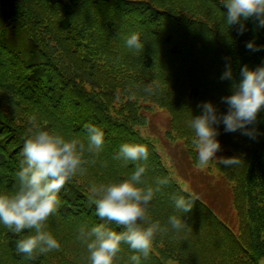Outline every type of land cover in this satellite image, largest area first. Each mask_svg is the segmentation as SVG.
Instances as JSON below:
<instances>
[{
  "label": "trees",
  "instance_id": "1",
  "mask_svg": "<svg viewBox=\"0 0 264 264\" xmlns=\"http://www.w3.org/2000/svg\"><path fill=\"white\" fill-rule=\"evenodd\" d=\"M13 14L19 18L22 16L26 30L31 33L32 42L27 41L25 53L46 56L48 64L42 69L45 75L51 69L57 75L62 73L65 78L61 76L58 80L65 79V83L67 78L69 81L71 78L83 79L113 97L119 94L122 98H135L131 100H137L145 112L154 113V106L168 112L172 124L167 126V132L178 135L187 148L182 151L184 159L187 155L185 160L182 159L187 167L182 162L174 165L181 170L190 192L199 196L192 210L184 215L192 220L197 235H207L201 244L206 243L210 250L216 249V255L210 259L224 264H230L229 260L235 264L239 261L253 264L254 260L264 257V110L259 113L255 124L249 125L256 131L254 139L242 135L239 130L225 132L223 124L218 126L216 138L224 148L218 158L235 156L242 160L235 168L215 162L220 170L218 177L192 166L197 151L192 143L194 131L187 123L192 116L201 114L198 107L201 102L211 101L218 112H227L228 106L221 102V98L232 94L233 81L220 79L226 70L225 65L230 62L234 79H239L244 65L255 69L264 64V28H258L255 20H248L244 22L245 31L240 34L239 25L229 27L226 24L227 9L220 0H1L0 73L6 74L10 70L11 61L4 57L16 56L18 77L16 86L11 89L16 92L14 94L45 116L44 104L53 107L56 116L67 117L70 124L83 117L77 114V108L71 102L61 100V94L52 90L47 94L36 82L40 79L41 69L37 74L33 73L34 83L22 73L26 62L23 60L22 64L19 51L24 40L9 30L7 21ZM18 25L19 28L21 25ZM132 33H139L144 43L140 53L126 46V38ZM249 41H254L261 49L248 50L246 43ZM6 63L8 68L4 67ZM1 74V86L6 87L7 82L14 81L12 74ZM69 81L68 92L77 102L76 93L84 95L86 92ZM149 86L153 89L151 94L144 91ZM41 93L44 99L39 96ZM127 101L124 100L123 104L126 105ZM96 106L103 108L99 102ZM99 125H102L101 119L95 126ZM104 132L106 137L107 132ZM26 139L19 127L0 116V193L16 190V173L22 167ZM131 140L130 143L138 144V140ZM139 144H142L141 140ZM93 155L108 165L112 176H128L135 169L134 163L128 162L126 166L123 161L111 157L105 147L97 156ZM147 172L148 169L144 186L154 183ZM162 173L165 177L166 174ZM168 187H173L170 197L173 194L187 195L178 190L171 178L163 188L165 194ZM73 188L72 183L66 182L59 191L58 212L51 216L52 225L46 227L59 241L60 249L25 259L16 250L17 237L10 238L9 229L0 224V264H89L87 248L78 239L79 229L104 223L112 230H122L114 223L101 220L93 206H83L82 191ZM161 195L156 194L152 201L155 204L150 206L149 215L153 222L157 220L161 207L158 201L164 205L167 200L164 194ZM167 207L163 208L171 215V208ZM239 211L243 213L241 216ZM246 230L247 244L242 237ZM132 254L129 246L122 244L116 264H129ZM142 264H152V261L149 257L142 258Z\"/></svg>",
  "mask_w": 264,
  "mask_h": 264
},
{
  "label": "clouds",
  "instance_id": "2",
  "mask_svg": "<svg viewBox=\"0 0 264 264\" xmlns=\"http://www.w3.org/2000/svg\"><path fill=\"white\" fill-rule=\"evenodd\" d=\"M227 9L226 24L239 25L238 31H245L244 22L255 20L258 28H264V0H220ZM126 46L140 53L144 49L139 33H132L126 38ZM246 48L259 51L254 41L246 43ZM221 80H232L231 95L221 98L227 104L226 113L218 112L211 102H201L200 115L187 122L194 131L193 145L197 151V166L207 167L212 161L228 166L239 167V157H216L221 150L217 140L218 126L223 124L225 132L240 131L242 135L255 138L256 131L249 125L255 124L259 113L264 110V64L255 69L244 65L239 79H234L230 62ZM151 94L149 86L144 89ZM33 131L26 139L22 154L21 169L16 173L17 187L11 193H0V224L20 234L29 230L17 241L16 250L25 259H33L36 254H45L60 249L59 241L46 230L51 216H55L60 206L58 193L67 181L87 172L84 154L98 155L104 146V132L92 125H85L87 145L78 138H65L62 135L41 130L33 122ZM116 160L125 164L132 162L135 169L131 175L120 182L93 185L89 189V201L95 205V213L107 223H114L121 231L112 230L101 223L91 228L81 227L78 239L86 245L89 264H116L121 245L126 244L134 254L129 257V264H142L147 259L158 234L169 229L159 221L153 222L150 206L157 193L170 183V178L156 177L153 185L144 186V176L149 159V149L144 144L124 143L120 146ZM187 195L173 194L171 199L175 210L189 213L199 196L188 189ZM167 225L179 233L188 224L175 214L170 215Z\"/></svg>",
  "mask_w": 264,
  "mask_h": 264
},
{
  "label": "rangeland",
  "instance_id": "3",
  "mask_svg": "<svg viewBox=\"0 0 264 264\" xmlns=\"http://www.w3.org/2000/svg\"><path fill=\"white\" fill-rule=\"evenodd\" d=\"M22 20V16L19 18L17 14H13V16L7 21H9L10 24L9 30H13L14 33L16 32L24 40L19 53L22 64L23 60L26 62L25 67H23L24 70H22L25 78L27 80L30 79L29 81L31 82L35 81L36 78L34 77L33 73L37 74L41 69L39 77L40 79L36 80V82H38V84L41 85L44 90H46L47 94L50 90L55 91V93H58L59 95L61 94V100L71 102L73 107L77 108V114L83 118H79V121L74 122L72 120L73 124H70L68 123L67 117L62 115L60 117L56 116L54 113L55 109L51 106L49 107L48 105L44 104L47 114V116H45L39 109L36 111L24 100L18 98L14 94L16 92L11 90L16 86L15 83L17 82L18 77V62L16 56L12 57L10 55L4 57L6 61L7 59L11 61L10 70L6 74H0L4 76L12 74V80L14 81L7 82L9 85H5L6 87L0 85V116L3 117L8 123L19 127L26 135L27 139L29 138L30 134L35 131L33 128V122H35V124L41 130H47L62 135L68 139L78 138L83 141L85 145H87V133L84 132L86 129L83 130L82 127L85 128L86 124L95 126L101 119L102 125H99L98 128H100L103 132L106 131V137H109H105L103 147H105V149L111 154V157H115V155H117L122 144L126 142L130 143V141H132L131 138L138 140V144L139 140H141L142 144L146 145L149 149V159L146 163V167L149 171L147 174L152 178L153 182L156 177H164L162 173L163 171L167 177L171 178L172 181L178 185V190L181 189V191H183L186 188L190 192L188 183L182 179L181 170H179L174 165L176 162L180 163L182 162V159H184L182 156V151L185 149V146L183 145L182 141L179 140L178 135L176 136L167 132V126H171L172 124V119L169 117L168 112L164 108L157 106H154V113L145 112L138 106L137 100H131L135 98L130 96L127 97L128 101L126 105H124V100L127 99L120 97L119 94H116V97H113L111 93L103 91V88L93 87L83 79L74 80L71 78V81H69L70 79L67 78V82L65 83V79L58 80L61 78V76H63L62 73L59 72V75H57L56 73H53L51 69L49 70V74L45 75V72H43L42 69L48 64L46 56L42 53H25L27 41L32 42V40L30 39L31 33L30 31L26 30L27 27ZM18 23L21 25L19 28ZM8 65L9 64L6 63V66H2L8 68ZM31 75H33L34 78L31 77ZM59 81H61V84ZM68 81L71 82L72 86L76 83L77 86L79 85V88L83 87V90L86 92L84 95L76 93L77 97L79 98V101L77 102H74V99H72L70 93L68 92ZM53 84L55 86H51ZM55 87L57 89H55ZM63 90H65V93H62ZM39 96L44 99L42 93ZM98 102L102 104V109L96 106ZM129 102L130 105L128 106ZM49 113L54 115V118H52ZM84 115H86L87 118H85ZM181 119L182 116L178 118V121L176 122L179 123ZM75 122H77L76 124L79 127L77 130L74 126ZM90 122L95 124H89ZM223 149L224 148L221 147V150L216 153L217 158ZM97 158L99 161H96ZM97 158H95L93 154L85 153L84 159L86 161L85 167L87 168V172L83 175H77L67 181L72 183V187H74L73 190L75 189L78 191L80 189L82 191L81 195H83L85 201H83L81 204L83 206L85 204L91 205L90 207L93 206L94 208L95 205L89 201V189L91 186L108 184L111 182H120L130 176H112L108 165L100 161L99 156H97ZM186 158L187 155H185V159ZM6 161L7 160H5V162ZM197 163V159L194 160L192 166L195 169H200L203 171L208 170V173L211 175L215 177L219 176V166L215 164V161H212L207 167L204 168L198 167ZM13 164L14 163H12V165ZM128 164L129 163H127L126 166H128ZM182 165L187 167L185 162H182ZM5 169L7 170V168ZM172 188L168 187L166 194L163 192V189L161 192L157 193V196L164 194L165 199L167 200L165 201L166 204L164 203V205L162 202H160V200L158 201L161 207L159 208L156 221H159L162 226H167L169 230L165 233L158 234L154 240L153 247L150 252L151 256H149L152 264H224V262L210 259L211 256L216 255V249L213 248L210 250V247L207 246L206 243L201 244V242L206 240L207 235H197V233H195V227L192 223V220L186 218L184 213L175 210L174 203L170 197L172 194L170 193ZM14 191L15 190L9 189L6 193L11 194ZM175 191L177 192L176 189ZM152 204L154 205L155 202ZM167 206L171 208L169 210V212L171 211L172 213L171 215L175 214L179 217H182V219H184V221L188 224V226L179 233L172 230L170 225H167V220L170 216L169 213H166V210L164 209ZM237 208L241 210L242 206L237 205ZM173 210H175L174 213L172 212ZM242 214L243 213L239 211L238 215L241 216ZM52 223L53 219L52 217H49L46 227L52 225ZM9 232L8 235L10 238L17 237L15 241H18L24 235L28 234H26L27 229L20 234H17L11 230H9ZM245 232L242 237L246 239L245 243L247 244L248 238L246 236L248 234V230ZM84 247H86V245ZM82 252H84V250ZM229 263L235 264V262H232L231 260H229ZM236 264L251 263L248 261H239ZM253 264H264V257H259L258 261L254 260Z\"/></svg>",
  "mask_w": 264,
  "mask_h": 264
}]
</instances>
